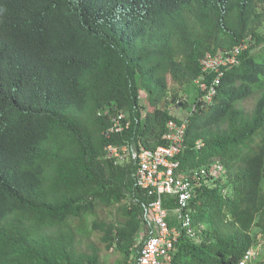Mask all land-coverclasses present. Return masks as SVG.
Segmentation results:
<instances>
[{"label":"trees","instance_id":"obj_1","mask_svg":"<svg viewBox=\"0 0 264 264\" xmlns=\"http://www.w3.org/2000/svg\"><path fill=\"white\" fill-rule=\"evenodd\" d=\"M246 38L205 102L200 57ZM171 84L196 88L183 117L167 107ZM118 112L130 126L107 138ZM181 118L179 169L205 173L189 177L197 239L181 235L169 264H237L264 233V0H0V264H104L77 244L90 218L118 264H136L149 197L136 164L104 148L153 150ZM114 205L119 216L98 222Z\"/></svg>","mask_w":264,"mask_h":264},{"label":"built area","instance_id":"obj_2","mask_svg":"<svg viewBox=\"0 0 264 264\" xmlns=\"http://www.w3.org/2000/svg\"><path fill=\"white\" fill-rule=\"evenodd\" d=\"M248 40L242 39L218 54L206 52L200 57V75L193 80V84L201 91L205 102H209L216 92L224 68L239 62V55L247 48ZM209 73L214 76L207 83L205 77ZM130 123L128 116L118 112L111 116L102 133L109 138L128 128ZM186 126V118L168 120L162 136L166 143L153 150L129 144H108L104 148L106 158L113 159L116 163L132 161L136 164L133 173L135 183L149 197L147 202L142 203V229L135 242L136 264H169L181 235L197 239L189 207L192 192L190 178H199L205 173V168L186 171L179 169L177 156L183 145ZM200 145L197 141L196 146ZM212 168L219 174L224 171L220 163L213 164ZM164 195L174 197L172 208L164 206ZM237 264H264V233L257 234L254 244L243 253Z\"/></svg>","mask_w":264,"mask_h":264},{"label":"rangeland","instance_id":"obj_3","mask_svg":"<svg viewBox=\"0 0 264 264\" xmlns=\"http://www.w3.org/2000/svg\"><path fill=\"white\" fill-rule=\"evenodd\" d=\"M173 92H177L178 96H180V98H182L187 102V105L185 107H183L182 105H180L179 107L174 105V103L172 102ZM194 93H196V88L194 87V85L179 87L174 84H171L170 91L167 96V100L169 102L167 104V107L174 113L175 116L177 117L185 116L190 109V104L193 101ZM143 97L144 94L142 93L141 99H143ZM252 104H253V100H248L245 103L247 108L251 107ZM148 111L151 112L152 107H148ZM120 212L121 210L118 205H114L111 208V212L107 208H100L98 210L96 219L98 222L115 220L119 216ZM92 221L93 218L88 219L85 222L86 223L85 230L78 232L77 244H79V247L85 251H90L88 245L93 244L94 246H97L100 249L101 258L104 264H118V262L121 259V256L114 250L107 251L104 248V245L100 242V234H101L100 227L93 228Z\"/></svg>","mask_w":264,"mask_h":264}]
</instances>
